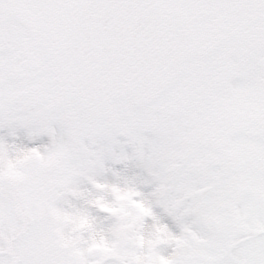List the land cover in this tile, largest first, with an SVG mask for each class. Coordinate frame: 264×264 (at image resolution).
<instances>
[{"label":"snow or ice","instance_id":"obj_1","mask_svg":"<svg viewBox=\"0 0 264 264\" xmlns=\"http://www.w3.org/2000/svg\"><path fill=\"white\" fill-rule=\"evenodd\" d=\"M0 264H264V0H0Z\"/></svg>","mask_w":264,"mask_h":264}]
</instances>
